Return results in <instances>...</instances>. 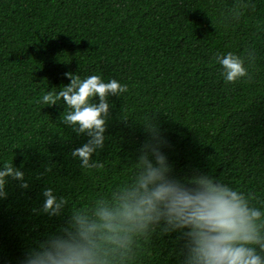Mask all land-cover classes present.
I'll return each mask as SVG.
<instances>
[{
    "label": "trees",
    "instance_id": "trees-1",
    "mask_svg": "<svg viewBox=\"0 0 264 264\" xmlns=\"http://www.w3.org/2000/svg\"><path fill=\"white\" fill-rule=\"evenodd\" d=\"M228 52L247 68L235 81L216 60ZM66 73L127 86L108 97L92 167L72 156L88 137L63 122L62 98L42 102ZM149 128L168 141L171 175L206 176L264 210V0H0V167L27 181L6 178L0 264H21L77 234L78 218L99 221L130 199ZM45 188L62 201L58 213L43 211ZM258 223L264 234V215ZM186 239L163 219L96 234L101 264H184Z\"/></svg>",
    "mask_w": 264,
    "mask_h": 264
},
{
    "label": "clouds",
    "instance_id": "clouds-1",
    "mask_svg": "<svg viewBox=\"0 0 264 264\" xmlns=\"http://www.w3.org/2000/svg\"><path fill=\"white\" fill-rule=\"evenodd\" d=\"M221 75L235 81L247 73L241 56L228 52L217 55ZM69 83L42 96L47 105L63 100L67 106L63 122L77 134L88 137L72 156L82 167L98 164L91 156L103 147L105 120L109 113L108 97L119 95L126 85L116 79L105 81L92 74L81 79L66 73ZM141 146L143 170L136 187L116 210H101L99 221L78 218V232L55 238L28 251L21 264H101L97 252L99 230L114 231L121 221H136L141 225L163 219L173 229L184 230L187 249L184 264H264V234L259 218L264 210L249 206L242 192L201 176L185 183L171 175V164L163 150L168 141L160 130L148 129ZM91 160V163H90ZM11 177L27 187L24 173L11 164L0 167V198L6 196V178ZM43 211L58 213L62 201L52 188L43 190ZM259 249V251H258Z\"/></svg>",
    "mask_w": 264,
    "mask_h": 264
}]
</instances>
